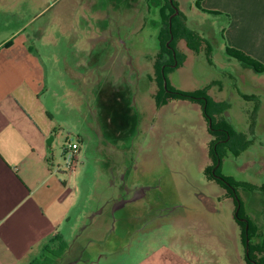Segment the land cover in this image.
Masks as SVG:
<instances>
[{
  "label": "rangeland",
  "instance_id": "rangeland-1",
  "mask_svg": "<svg viewBox=\"0 0 264 264\" xmlns=\"http://www.w3.org/2000/svg\"><path fill=\"white\" fill-rule=\"evenodd\" d=\"M149 1L137 0L122 14L121 0H0V40L30 20L26 35L34 37L45 26L36 47L49 86L56 79L77 86L72 99L78 126L65 122L70 101L63 97L54 112L58 136L51 146L63 168V147L79 141L78 135L84 138L73 183L77 206L66 227L75 228L66 240L77 238L86 216L109 207L103 202L113 196L105 181L123 150V164L155 192L150 203H129L111 216L103 244L122 246V264L145 261L154 250L175 244L190 264H248L236 212L252 222V243L264 248V74L228 55L222 32L211 29L227 25L228 14H203L198 0H159L158 12ZM174 15L200 45L196 51L185 37L175 38L180 64L164 76L165 45L171 43L166 29ZM167 87L203 93L214 103L208 108L212 124L234 129L237 138L224 144L218 163L219 137L211 134L206 103L166 98ZM222 179L236 185L239 206ZM93 234L89 239L98 237ZM75 246L62 264H105L100 255L81 258V246ZM256 258L261 263L264 252Z\"/></svg>",
  "mask_w": 264,
  "mask_h": 264
},
{
  "label": "crops",
  "instance_id": "crops-1",
  "mask_svg": "<svg viewBox=\"0 0 264 264\" xmlns=\"http://www.w3.org/2000/svg\"><path fill=\"white\" fill-rule=\"evenodd\" d=\"M136 1L121 0L122 9L117 10L123 14ZM155 1L148 4L154 7L153 11L159 12V0ZM197 5L203 14L230 16L227 25L211 26L214 33L217 31L221 35L222 32L221 36L226 39L225 49L239 50L264 64V0H198ZM30 22L22 23L8 37L0 40V264H31L44 255L48 247L59 251L63 245L67 246L65 252L55 264H62L63 259L75 250V245L81 246L83 259L100 255L105 264H122L117 259L121 257L122 246L109 248L103 244L109 233L111 216L114 219L120 209L111 211V205L119 198L122 175L128 178L132 188L144 189L145 193L136 201L137 204L152 201L149 195L153 187L147 182L137 181V171L122 162V154L125 156L127 152L117 151L120 161L111 165V177L109 175L105 181L113 197L102 201L109 207L100 206L93 215L86 216V224L77 238L66 240L75 228V224L66 227L77 206L78 187L73 185L75 175L66 174L57 165L52 143L48 145L47 141L51 136L52 141L57 139L58 125L54 123V112H59L64 101H70V104L66 102L69 106L67 116L70 117L65 122L73 123L74 129L78 126L77 86H61V80L57 79L49 86L36 47L41 46L45 38V26H41L33 37L24 33ZM211 36L214 37L213 34ZM59 128L64 130L62 126ZM78 137L81 140H77L80 142L81 160L84 138ZM97 220L101 221L98 225ZM93 233L98 239H89V236H95ZM176 248L179 246L175 244L154 250L145 261L135 264H190ZM114 251L118 252L115 256L111 254Z\"/></svg>",
  "mask_w": 264,
  "mask_h": 264
},
{
  "label": "trees",
  "instance_id": "trees-1",
  "mask_svg": "<svg viewBox=\"0 0 264 264\" xmlns=\"http://www.w3.org/2000/svg\"><path fill=\"white\" fill-rule=\"evenodd\" d=\"M176 11V10H175ZM181 18L178 16H173V19L171 22H169L167 29H166V36H168V40H171V43L165 45V58L169 61V63H166V68L164 69V76L165 72H167L169 69L177 68L180 64L178 61V54L176 53L175 47L173 46L175 38H186L187 40L190 41L189 46L196 50L199 51V39L193 35V33L186 28L183 22H180ZM183 23V25H182ZM163 26V25H161ZM184 27V29H182ZM181 29V30H180ZM165 32V31H164ZM163 48H164V43H163ZM227 53L231 57L237 59L238 61L244 63L245 65L249 66L253 70H255L259 74H264V64L259 63L257 60L254 58L246 55L245 53L232 49V48H227ZM163 85V84H162ZM165 92L164 88L162 90V93ZM167 95L166 98L168 97H175V98H182V99H187L194 101L196 103L204 104L205 105V115L209 119L210 124V131L211 134L214 135V137L219 139L215 143V150H216V162L218 163L221 157V150L225 146L224 144L228 145L231 140L237 138V134L232 130V128L226 127L225 125H217L215 127L214 124H212V117L209 114L208 108L210 104L213 106L214 103L211 101L210 98L206 97L203 93H201L199 96L191 95V94H186V93H181V92H176L172 88L167 87ZM205 101V102H204ZM219 183H221L227 190L228 194L233 197L235 201V205L239 206L240 205V200L237 196L236 193H234L233 188L236 187V185L232 184L231 182H227L224 179L220 180ZM236 219H237V224L242 230L243 233V239H244V245L246 248V260L248 264H264V258H261L259 263L258 259L256 258L257 253H262L264 252V248L261 247V245H254L252 243L253 236L255 235V227L252 224L250 220L243 219L241 212L237 211L236 212ZM247 240H249V244H247ZM66 245H63L62 248L59 251H52L48 247L46 249V252L44 255L38 257L35 259L31 264H55L57 259H61L63 253L65 252Z\"/></svg>",
  "mask_w": 264,
  "mask_h": 264
},
{
  "label": "flooded vegetation",
  "instance_id": "flooded-vegetation-1",
  "mask_svg": "<svg viewBox=\"0 0 264 264\" xmlns=\"http://www.w3.org/2000/svg\"><path fill=\"white\" fill-rule=\"evenodd\" d=\"M118 191L119 198L111 205L112 212H114L115 209L122 208L129 203H136V201H138V199H140L145 193L144 189L132 188L129 184L128 178L124 177V174L122 175V183L120 184Z\"/></svg>",
  "mask_w": 264,
  "mask_h": 264
},
{
  "label": "built area",
  "instance_id": "built-area-1",
  "mask_svg": "<svg viewBox=\"0 0 264 264\" xmlns=\"http://www.w3.org/2000/svg\"><path fill=\"white\" fill-rule=\"evenodd\" d=\"M80 142L68 143L63 147V169L66 174L74 176L80 163Z\"/></svg>",
  "mask_w": 264,
  "mask_h": 264
},
{
  "label": "water",
  "instance_id": "water-1",
  "mask_svg": "<svg viewBox=\"0 0 264 264\" xmlns=\"http://www.w3.org/2000/svg\"><path fill=\"white\" fill-rule=\"evenodd\" d=\"M177 14H178V13H177ZM177 14H176V15H177ZM52 140H53V137L51 136V137L48 139V141H47L48 145H51ZM247 244H249V240H247Z\"/></svg>",
  "mask_w": 264,
  "mask_h": 264
}]
</instances>
